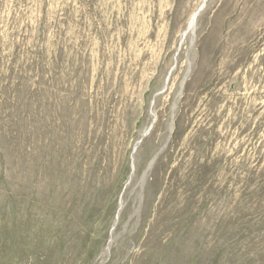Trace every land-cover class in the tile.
Segmentation results:
<instances>
[{"label": "rangeland", "instance_id": "obj_1", "mask_svg": "<svg viewBox=\"0 0 264 264\" xmlns=\"http://www.w3.org/2000/svg\"><path fill=\"white\" fill-rule=\"evenodd\" d=\"M0 264H264V0H0Z\"/></svg>", "mask_w": 264, "mask_h": 264}, {"label": "bare ground", "instance_id": "obj_2", "mask_svg": "<svg viewBox=\"0 0 264 264\" xmlns=\"http://www.w3.org/2000/svg\"><path fill=\"white\" fill-rule=\"evenodd\" d=\"M195 16H196V14H194L193 18L191 19V22H190V25H189V27H191V26L194 24V21H195Z\"/></svg>", "mask_w": 264, "mask_h": 264}, {"label": "water", "instance_id": "obj_3", "mask_svg": "<svg viewBox=\"0 0 264 264\" xmlns=\"http://www.w3.org/2000/svg\"><path fill=\"white\" fill-rule=\"evenodd\" d=\"M200 12V11H199ZM199 14V13H198ZM194 25V24H193ZM193 27V26H192ZM192 27H191V29H192Z\"/></svg>", "mask_w": 264, "mask_h": 264}]
</instances>
